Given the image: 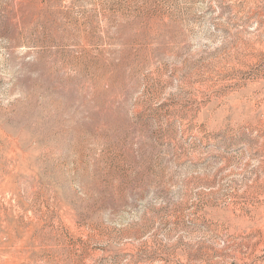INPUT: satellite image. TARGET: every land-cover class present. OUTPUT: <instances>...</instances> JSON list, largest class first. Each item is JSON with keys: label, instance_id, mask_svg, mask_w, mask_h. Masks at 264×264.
Listing matches in <instances>:
<instances>
[{"label": "rangeland", "instance_id": "rangeland-1", "mask_svg": "<svg viewBox=\"0 0 264 264\" xmlns=\"http://www.w3.org/2000/svg\"><path fill=\"white\" fill-rule=\"evenodd\" d=\"M0 264H264V0H0Z\"/></svg>", "mask_w": 264, "mask_h": 264}]
</instances>
